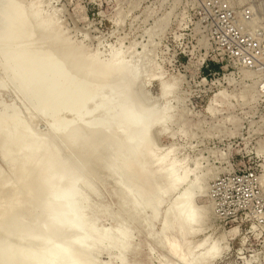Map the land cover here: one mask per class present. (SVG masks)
I'll use <instances>...</instances> for the list:
<instances>
[{
  "label": "rangeland",
  "instance_id": "1",
  "mask_svg": "<svg viewBox=\"0 0 264 264\" xmlns=\"http://www.w3.org/2000/svg\"><path fill=\"white\" fill-rule=\"evenodd\" d=\"M6 1L0 0V7ZM15 1L30 16L33 31L23 40L15 39L19 43L9 40L8 44L4 43L7 41L4 32H0L3 35H0V114L17 118L18 123L28 127L29 134L50 144L57 158L56 171L68 167L75 170V165L81 170H75V175L81 173L78 177H90L87 182L84 180L87 185L81 183L83 180L75 185L78 195L87 194L89 207L85 211L97 228H131L129 246L122 258L118 256L119 241L116 247L103 241L95 249V264H185L182 254L189 259L200 257L194 260L197 264H264V87L255 74L221 58L212 48L207 32L197 22L200 0ZM231 1L237 6H252L257 21L264 26V0ZM42 15L48 17L46 22L41 23ZM13 24L8 26L13 29ZM2 28L3 25L0 31L6 26ZM45 32L49 36L46 37ZM21 46L31 51L21 53L24 50ZM64 48L69 50L68 58H63ZM47 53L54 56L58 53L57 59H66L70 69H76L73 65L84 54L85 65L79 70L83 72L95 57L104 63L112 53L122 58L123 64L128 63L130 70L138 67L130 87L131 102L140 112L156 107L155 117L165 109V119L151 127L149 139H153L151 148L154 145L152 151L156 156L166 154L168 166L177 164L178 187L161 196L156 214L151 209L153 196L159 192V182L163 184L157 175L153 180L155 191L143 188L149 191L150 206L134 212L137 221L122 218L124 210L119 206V194L123 185L119 172H114L115 181L111 179L112 169L105 172L110 167L105 170L102 166L105 171L98 168L99 171L90 173L78 164L74 156L75 138L67 140L51 120L50 113L39 109L38 91L42 86L26 89L24 78L13 77L28 61H36L39 54L46 58ZM8 54L20 56L22 66L17 64L19 60L5 63ZM50 57L46 59L50 61ZM43 58L40 60L46 64L42 63V67L40 63L34 76L44 74L50 66ZM51 62L52 65L58 61ZM13 63L21 68L16 70ZM70 69L74 80L79 79L77 76L82 78L78 70ZM89 72L86 70L82 75L83 78L89 75L85 79L93 77L89 80L91 84H97L96 77L95 81L101 79L99 82L108 84L118 81H114L115 72L95 76ZM106 89L102 95H107L109 89ZM93 102L88 101L79 112L60 110L58 116L74 120L73 128L84 129L87 120L101 114L94 111L93 115L92 112L84 115L83 120L78 119L79 113L84 114L85 108ZM3 159L0 151V172L10 175L11 165ZM56 171L52 169L48 176L53 177ZM184 173L188 177L182 180ZM194 177H198L202 188L193 197L194 214L189 217L182 214L174 198ZM88 185L94 191L86 188ZM20 233L16 236L21 239L30 237ZM80 234H85L83 238L79 235L81 241L93 238L89 233ZM211 247L219 249L218 253L211 259L201 258ZM86 263L81 260L78 264Z\"/></svg>",
  "mask_w": 264,
  "mask_h": 264
},
{
  "label": "bare ground",
  "instance_id": "2",
  "mask_svg": "<svg viewBox=\"0 0 264 264\" xmlns=\"http://www.w3.org/2000/svg\"><path fill=\"white\" fill-rule=\"evenodd\" d=\"M46 17L42 15L40 18L41 23L47 21L48 17ZM3 22L7 24L5 25ZM12 23H15L13 29L9 27L12 26ZM2 25L3 28L6 26L5 29L2 28L4 31H0L4 32L3 35L6 37L5 40L7 41L4 43L15 39L23 40L24 37H29L33 31L30 16H28L24 7L15 0H7L0 7V26L2 27ZM45 34L46 37L49 36L46 32ZM4 37H2L3 41H5ZM15 42L19 43L16 40ZM12 43L14 42L10 44ZM20 49L18 48V50ZM25 49L20 52L31 51ZM53 54L47 53L44 55L46 58L51 56L48 59H51L52 62L58 61L52 65L46 58H43L40 54L38 55L41 59L47 60L49 62L47 65H50L46 67L48 68L47 71L42 75L39 74V76H36V74L34 76L35 69L40 63L46 64V61L43 62L38 56H35L36 61L33 57L32 60L34 61H28L29 63H26L28 65L25 66H22L23 61L19 59L20 56L18 58L10 54L6 55L4 62L8 64L13 60L15 63L17 60L20 61L17 64H21L24 68L20 69L21 67L15 66L13 63L15 66L13 67L17 68L16 70L20 69L17 72L15 71L13 77L20 80L24 78V88L42 86L41 91H38L41 102L39 109H44L50 113L51 120L57 124V129L67 140L72 137L75 138L76 151L74 156L78 164L87 170L89 169L90 173L96 172V169L105 171L106 167H110L105 172H110L109 169H112L113 176L109 178L113 180L116 179V176L113 178L114 174L119 172V181L123 185L122 187L121 183L118 184L122 188L119 194V206H122L121 208L124 210L122 218L130 219L131 222L138 220L135 219L137 216L135 211L150 204L151 200L147 192L155 191L153 180L157 175L163 184L157 181L159 186H156L160 187L159 192H155V196H153V207L151 209L153 214H156L157 206L162 201L161 196L178 187L179 182L175 177L177 164L168 166L166 154L156 156L152 151L154 145L151 148L150 140L153 139H149L151 135L149 133L152 131L151 127L165 119V109L155 117L156 107L146 112H140L135 109L131 102L130 87L137 76L138 67L130 70L129 64H123V59L118 58L117 54L114 53L104 63H101L95 57L91 60L89 68L86 69L87 72L91 71L92 76L115 72L113 74L114 81H118L108 84L99 82L101 79L95 81L96 77L94 82L97 84H91L89 80H92L93 77L90 76V79H85L86 76H89L86 74L83 78L82 73L85 74L86 70L84 69L85 72L79 71L83 70L85 65L83 62L85 60H82L85 57L84 54H82L83 57L80 55L79 60L73 65L76 69L72 68L79 71L82 78L76 75L79 77L78 80H74V75L69 72V62L66 64V59L63 61L62 59L58 60L57 54L56 56ZM63 55L65 56H62L63 58H68L69 50L64 48ZM27 57L22 58L25 61L31 58L30 56ZM70 62L72 65L73 62ZM72 69L70 70L72 71ZM106 88L109 89L107 95H102L103 89ZM161 95L163 96V91H161ZM97 97L98 99H96ZM88 101L95 102L85 108V111L83 110L84 114L79 113L78 119L83 120L84 115H89L92 112L91 115H93L94 111H100L101 114L97 118L87 120L84 129L73 128L74 120L59 118L60 110L79 112ZM27 128L24 123H18L17 118L0 114V151L5 161L11 165L10 175L6 172H0V264H78L81 260H85L86 264H95V249L103 241H107L108 245L114 247L117 246L116 243L119 241L118 256L122 258L125 249L129 246L131 228L129 226H119L115 230H103V228L100 230L99 226L97 228L95 221L88 218L85 211L89 207L87 194L80 193L82 196L78 195L77 185H75L80 180L87 182L86 179L89 176H79L85 178L81 179L78 177L81 173L75 175L78 171L75 165L76 172L70 167H64L66 168L64 171H56L57 158L50 144H47L44 139L29 134ZM151 138L153 137L151 136ZM60 159L62 158L60 157ZM66 164L69 163L66 162ZM102 166H105V170L102 169ZM52 169L56 173L53 177H49L48 174ZM79 171L81 172V170ZM187 177V173H184L181 179L184 180ZM119 181L116 183H119ZM83 182L81 181L82 184L87 185L86 182ZM88 183L91 184L89 180ZM89 185L86 188L93 186L92 184ZM92 188H89L90 191ZM143 188L149 191H144ZM201 188L198 177H194L192 181L187 182L186 186L174 198L183 215L193 217V197L200 192ZM87 212L89 211L87 210ZM74 228L77 230L75 231ZM21 231L30 237H26L28 239L17 237L16 235L21 234ZM83 232L89 233L96 241L90 243L89 240L94 239L87 237L89 234L86 235L87 238H84L87 239V242H84L86 241L84 239L81 241L79 235L85 236V234H80ZM105 245L107 246V244ZM172 245H174V242H172ZM218 251L219 249L211 247L201 254V258L211 259ZM182 258L185 264H197L194 260L200 257L189 259L185 254H182Z\"/></svg>",
  "mask_w": 264,
  "mask_h": 264
},
{
  "label": "built area",
  "instance_id": "3",
  "mask_svg": "<svg viewBox=\"0 0 264 264\" xmlns=\"http://www.w3.org/2000/svg\"><path fill=\"white\" fill-rule=\"evenodd\" d=\"M196 16L221 58L251 71L264 87V26L254 8L231 0H200Z\"/></svg>",
  "mask_w": 264,
  "mask_h": 264
},
{
  "label": "trees",
  "instance_id": "4",
  "mask_svg": "<svg viewBox=\"0 0 264 264\" xmlns=\"http://www.w3.org/2000/svg\"><path fill=\"white\" fill-rule=\"evenodd\" d=\"M211 65H212L213 67H217V65H216V64H213V63H212Z\"/></svg>",
  "mask_w": 264,
  "mask_h": 264
}]
</instances>
